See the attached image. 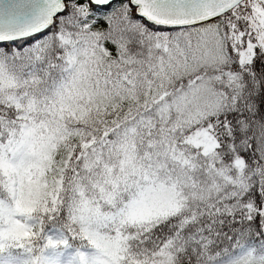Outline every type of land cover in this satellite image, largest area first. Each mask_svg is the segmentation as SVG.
I'll return each mask as SVG.
<instances>
[{
    "label": "snow or ice",
    "instance_id": "1",
    "mask_svg": "<svg viewBox=\"0 0 264 264\" xmlns=\"http://www.w3.org/2000/svg\"><path fill=\"white\" fill-rule=\"evenodd\" d=\"M0 264H264V0H0Z\"/></svg>",
    "mask_w": 264,
    "mask_h": 264
}]
</instances>
